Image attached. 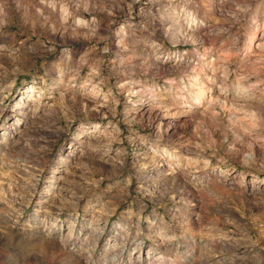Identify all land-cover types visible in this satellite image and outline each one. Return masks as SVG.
<instances>
[{
    "label": "rangeland",
    "instance_id": "obj_1",
    "mask_svg": "<svg viewBox=\"0 0 264 264\" xmlns=\"http://www.w3.org/2000/svg\"><path fill=\"white\" fill-rule=\"evenodd\" d=\"M0 264H264V0H0Z\"/></svg>",
    "mask_w": 264,
    "mask_h": 264
}]
</instances>
